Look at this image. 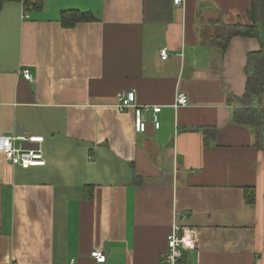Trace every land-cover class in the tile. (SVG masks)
<instances>
[{"label":"crops","instance_id":"0c3cea01","mask_svg":"<svg viewBox=\"0 0 264 264\" xmlns=\"http://www.w3.org/2000/svg\"><path fill=\"white\" fill-rule=\"evenodd\" d=\"M251 9L252 0L3 5L0 135L42 136L46 164L22 168L0 149V264H97L96 249L104 264H161L175 221L199 232L183 264H264V150L234 120L248 55L261 49L232 33L253 25ZM69 10L93 18L66 27ZM128 92L151 106L144 133L135 108L117 106ZM179 92L189 105L174 106Z\"/></svg>","mask_w":264,"mask_h":264},{"label":"built area","instance_id":"2783aa9c","mask_svg":"<svg viewBox=\"0 0 264 264\" xmlns=\"http://www.w3.org/2000/svg\"><path fill=\"white\" fill-rule=\"evenodd\" d=\"M177 6H182L185 0H173ZM163 59L169 57V52L166 48L161 50ZM23 75L26 79L33 78L30 69H23ZM189 96L186 93L179 92L176 95L174 106L189 105ZM118 108L125 111L131 107L135 108V130L137 133H144L147 130V123L144 118V111L151 109V106H139L136 104L135 92H128L119 96ZM155 115V126L160 127L158 113L161 111V106H153ZM44 138L42 136H9L0 135V149L4 152L6 159L13 165L21 166L22 168H30L34 166H44L46 159L44 157L41 144ZM199 232L196 228L183 226L178 221H175L171 227L168 236V251L161 264H183L182 260L187 249H194L198 244ZM91 257L97 264L107 262V254L102 249L92 251Z\"/></svg>","mask_w":264,"mask_h":264},{"label":"trees","instance_id":"16d2710c","mask_svg":"<svg viewBox=\"0 0 264 264\" xmlns=\"http://www.w3.org/2000/svg\"><path fill=\"white\" fill-rule=\"evenodd\" d=\"M9 1L21 2L25 13L40 10L44 5V0H0V9ZM250 16L252 26L239 25L233 28L232 33L256 37L261 44V49L248 55L246 93L241 101L242 108L234 113V120L250 127L254 134L255 146L264 150V106L262 103L264 93V0H252ZM92 18L90 14L69 10L62 13L61 22L66 27H72Z\"/></svg>","mask_w":264,"mask_h":264}]
</instances>
